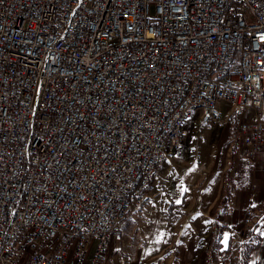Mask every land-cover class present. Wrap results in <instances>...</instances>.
Wrapping results in <instances>:
<instances>
[{
  "label": "built area",
  "instance_id": "1",
  "mask_svg": "<svg viewBox=\"0 0 264 264\" xmlns=\"http://www.w3.org/2000/svg\"><path fill=\"white\" fill-rule=\"evenodd\" d=\"M224 105L264 154V0H0V264H108L169 144Z\"/></svg>",
  "mask_w": 264,
  "mask_h": 264
},
{
  "label": "crops",
  "instance_id": "2",
  "mask_svg": "<svg viewBox=\"0 0 264 264\" xmlns=\"http://www.w3.org/2000/svg\"><path fill=\"white\" fill-rule=\"evenodd\" d=\"M222 130L210 165L200 164L188 171L181 169V175L174 174L164 196L158 195L156 189H149L143 209L135 215L145 216L146 223L140 226L130 221L126 223L124 241L116 240L113 249L110 243L108 264L119 262L126 254L130 264H149L174 251L183 229H176L172 223L176 220L183 223L190 217L195 219L201 240L193 241L195 250L188 262L186 245L178 247L179 255L184 256L179 259L180 264H238L240 254L242 264H264V237L252 250L247 240L248 231L264 214V154L252 159L244 157L241 138L239 148L227 152L226 143L222 145ZM227 158L228 165L225 164ZM159 204L166 207H161L164 211ZM169 207L171 215L177 216H168ZM137 226L139 240L133 243L127 230L135 232Z\"/></svg>",
  "mask_w": 264,
  "mask_h": 264
},
{
  "label": "rangeland",
  "instance_id": "3",
  "mask_svg": "<svg viewBox=\"0 0 264 264\" xmlns=\"http://www.w3.org/2000/svg\"><path fill=\"white\" fill-rule=\"evenodd\" d=\"M224 115L222 117V120L216 124L213 125H206L199 120V114H194L190 119H188L185 123L184 132L180 138L179 145L178 146H172V144H169V147L167 148V159L166 161L157 168L153 178L151 179L150 184L151 187L149 189H156L158 191V195H165L166 190L168 191L170 186V181L174 177V174L181 175V169H184L186 171L188 170H194V168H197L200 164H208L210 165L213 162L214 156L216 154V149L218 146V134L219 131L221 132V140L223 141L222 145H224V142L226 143L225 149L228 152V150H231V148L237 149L239 148L238 140L240 138V125L243 121L246 120H253L256 118V115L254 111H249L248 113L244 114L243 112H234L228 105H224ZM262 155V154H261ZM252 159V158H251ZM229 159L227 158L225 160V164L228 165ZM150 195V191L148 192V196ZM162 201L163 198L161 197ZM160 199V201H161ZM147 199L145 200V202ZM145 202L142 204L140 208H138L134 215L129 219L130 223L138 226L141 224L146 223L145 216L139 215L137 216V213L143 209V206ZM164 206H167V203H165ZM158 207L161 209L163 205H158ZM164 209L166 207H163ZM164 211V210H162ZM139 214V213H138ZM136 215V216H135ZM151 220V217L149 216V222ZM195 219L193 217H190L187 219L184 225L183 223L176 220V222H173L172 224L175 225V228H182V233L180 235V241L179 245L176 247V249L166 255H163L159 257V259L151 260L149 261V264H180L179 259H183L184 256L179 255V249L178 247L180 245H186V254H187V262L188 260L192 258V254L195 250L193 248V241L195 243L200 242L201 237L197 234V225L194 223ZM180 223V224H179ZM135 227V225H132ZM138 226L134 229L135 232L131 233L128 232L129 240L133 243L137 242L138 236H137V229ZM185 229V231H184ZM126 235V234H125ZM131 236L135 237V240L131 239ZM238 237V236H237ZM240 237V236H239ZM116 242L115 237L113 236L111 239V249L114 248V243ZM197 250L199 247L196 248ZM237 248L235 249V251ZM129 255L126 254L123 256V258L115 263V264H130L129 263ZM18 264H27V257H23ZM88 264V262L86 263Z\"/></svg>",
  "mask_w": 264,
  "mask_h": 264
},
{
  "label": "trees",
  "instance_id": "4",
  "mask_svg": "<svg viewBox=\"0 0 264 264\" xmlns=\"http://www.w3.org/2000/svg\"><path fill=\"white\" fill-rule=\"evenodd\" d=\"M183 203L180 204V207H183ZM168 216L173 218V216H177V215H171V208L169 207L167 210ZM180 213H182V211H180ZM264 237V214L261 216V218L254 223V225L250 228V230L248 231V238L247 240L250 241V249L252 250L254 248H256L260 242V240ZM243 259L241 257V254L239 255V260H238V264H242Z\"/></svg>",
  "mask_w": 264,
  "mask_h": 264
},
{
  "label": "bare ground",
  "instance_id": "5",
  "mask_svg": "<svg viewBox=\"0 0 264 264\" xmlns=\"http://www.w3.org/2000/svg\"><path fill=\"white\" fill-rule=\"evenodd\" d=\"M239 131H240V128H239ZM152 178H153V177H152ZM128 221H129V220H128ZM128 221H127V222H128ZM127 222H126V223H127ZM125 225H126V224H125ZM124 230H125V229H124ZM134 240H135V239H134Z\"/></svg>",
  "mask_w": 264,
  "mask_h": 264
}]
</instances>
